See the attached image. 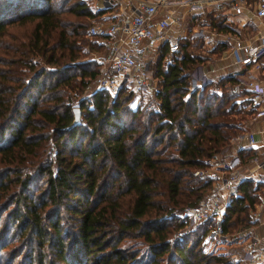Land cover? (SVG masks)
<instances>
[{
    "label": "trees",
    "instance_id": "obj_1",
    "mask_svg": "<svg viewBox=\"0 0 264 264\" xmlns=\"http://www.w3.org/2000/svg\"><path fill=\"white\" fill-rule=\"evenodd\" d=\"M100 15L82 0H0V264H233L204 251L208 223L178 234L210 187L193 171L237 133L228 78L189 91L208 56L189 50L201 40L183 41L149 67L159 113L133 107L125 89L75 105L102 71L80 61L98 48L86 31ZM27 23L28 37L8 32Z\"/></svg>",
    "mask_w": 264,
    "mask_h": 264
},
{
    "label": "built area",
    "instance_id": "obj_2",
    "mask_svg": "<svg viewBox=\"0 0 264 264\" xmlns=\"http://www.w3.org/2000/svg\"><path fill=\"white\" fill-rule=\"evenodd\" d=\"M82 1L100 2L93 10L106 9L113 16L91 23L86 31L98 46L89 52L90 60L102 69L85 87L87 96L105 91L114 97L125 89L133 94V107L159 113L158 85L149 67L162 48L169 63L180 43L196 39L208 58L192 71L189 91L228 78L239 109L237 133L206 167L193 171L210 187L196 205L184 209L186 225L178 234L208 223L204 244L225 240L237 246L230 257L233 264H264V0ZM218 15L233 19L228 20L231 30L211 27ZM245 182L251 187L249 199L242 190ZM243 198L244 204L228 216ZM238 212L245 213L244 225L227 233L226 220Z\"/></svg>",
    "mask_w": 264,
    "mask_h": 264
},
{
    "label": "rangeland",
    "instance_id": "obj_3",
    "mask_svg": "<svg viewBox=\"0 0 264 264\" xmlns=\"http://www.w3.org/2000/svg\"><path fill=\"white\" fill-rule=\"evenodd\" d=\"M55 2V0H52V2ZM89 7H91V9H93V7H99V6H101L102 4L100 3V2H97V1H93V2H87L86 3ZM54 6V8L56 9V5L54 4L53 5ZM53 6H52V8H53ZM53 8V9H54ZM101 9V8H100ZM100 9L99 8H97V9H94V10H96V11H100ZM105 11H106V9H105ZM103 12V11H102ZM101 12V13H102ZM94 13H95V11H94ZM60 18H64V19H66V20H69V19H71V20H74V17L73 16H68V14H60ZM113 18V16H105V14L104 15H100V16H98L97 18H95L93 21H87V24H91V23H93V22H98L99 20H106V19H112ZM217 20V22H219L221 19L219 18V19H216ZM228 20L229 21H233V19L232 18H230V17H225V19L224 20H221L220 21V24L222 25V26H225V29H229V28H226V26H229V22H228ZM232 24V23H231ZM233 25V24H232ZM234 26V25H233ZM232 27V26H231ZM31 30H32V24H29V23H27V24H25V25H17V24H15V25H12V26H10L9 28H8V32L9 33H11V34H15L18 38H25V37H28V35H30V33H31ZM84 34V32L82 33V35ZM82 35H80V39L82 38V39H86V37L85 36H82ZM192 45H193V43H192ZM88 46V45H87ZM87 46H85V47H87ZM190 51H192L193 52V54H199V53H201L204 49H203V47H202V44H201V46L199 47V48H195L194 46H191L190 47V49H189ZM89 59H90V55L89 54H86V56L83 58V59H81L80 61H81V63H85L86 61H89ZM37 62L38 63H42V60L41 59H39V58H37ZM88 96L85 94V92L83 91L77 98H76V100L75 99H73L74 100V103H75V105H76V103L77 102H79L81 99H83V98H87ZM227 144H228V142H227ZM227 144L223 147V148H225L226 146H227ZM223 148L221 149V150H223ZM220 150V151H221ZM219 151V152H220ZM194 206V205H193ZM187 207H190V206H187ZM186 207V208H187ZM184 211V210H183ZM183 211H182V213H183ZM182 213H181V215H182ZM244 220H245V213H240V212H238L237 214H235L233 217H230V219L229 220H226V223H227V226L225 225V227H227V230H226V232L227 233H232L235 229H237L238 227H240V226H243L244 225ZM236 247L237 246H235L234 244H232V243H229V242H226L225 240H221V241H218V242H215V243H206V244H204V251H206V252H210V253H215V254H220V253H223V254H227L228 256H229V258L232 256V253L236 250ZM9 249V250H8ZM7 254H8V251H10V246L7 248V249H5L4 250ZM4 253V252H3ZM1 260H2V257H1ZM20 262H19V260L18 261H16V262H14V264H19Z\"/></svg>",
    "mask_w": 264,
    "mask_h": 264
},
{
    "label": "water",
    "instance_id": "obj_4",
    "mask_svg": "<svg viewBox=\"0 0 264 264\" xmlns=\"http://www.w3.org/2000/svg\"><path fill=\"white\" fill-rule=\"evenodd\" d=\"M73 113H74V121L73 123L76 124L79 122V119H80V111L78 108H74L73 109Z\"/></svg>",
    "mask_w": 264,
    "mask_h": 264
},
{
    "label": "crops",
    "instance_id": "obj_5",
    "mask_svg": "<svg viewBox=\"0 0 264 264\" xmlns=\"http://www.w3.org/2000/svg\"><path fill=\"white\" fill-rule=\"evenodd\" d=\"M90 8H91V7H90ZM91 10H92L93 12H94V11H95V12H102V11H103V12H102V15H103V14H105V15L110 14L109 12H108V13H105V9H100V11H96V10H93V9H91ZM263 136H264V135H263ZM259 138H260V137H259ZM259 138H258V139H259ZM250 152H251V151H247V152H246L247 155H250Z\"/></svg>",
    "mask_w": 264,
    "mask_h": 264
}]
</instances>
